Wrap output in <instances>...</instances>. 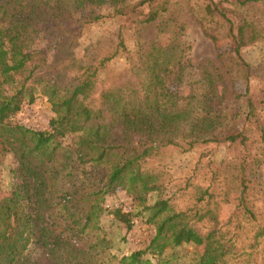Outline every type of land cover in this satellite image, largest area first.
Instances as JSON below:
<instances>
[{
    "label": "trees",
    "instance_id": "16d2710c",
    "mask_svg": "<svg viewBox=\"0 0 264 264\" xmlns=\"http://www.w3.org/2000/svg\"><path fill=\"white\" fill-rule=\"evenodd\" d=\"M180 5L205 39L228 44L244 83L236 125L220 123L207 105L193 108V96L183 99L170 88L187 64L185 46L126 47L129 32ZM45 16L66 20L67 37L103 21L115 29L89 43L66 78L50 72L47 50L35 46L41 31L50 29L42 24ZM64 42L55 41L53 51L73 66ZM257 43H264V0H0V155L12 158L15 180L7 202L0 200V264H25L30 248L47 264H172L173 257L152 263L145 254L153 246L183 244L199 249L193 264H264V189L258 184L264 168V58L251 92L240 55ZM116 56L126 60L125 72L108 70ZM211 83L207 79L210 92ZM36 98L49 106L45 129L15 118ZM220 146L228 160L212 161ZM191 152L196 163L184 179L190 194L177 207L174 192L164 194L173 184L165 162ZM117 191L125 202L105 209V197ZM150 193L155 200L147 206ZM218 203L233 208L224 224ZM103 213L126 234L133 218L145 213L144 223L153 228L148 246L111 254L99 226Z\"/></svg>",
    "mask_w": 264,
    "mask_h": 264
},
{
    "label": "rangeland",
    "instance_id": "374dc122",
    "mask_svg": "<svg viewBox=\"0 0 264 264\" xmlns=\"http://www.w3.org/2000/svg\"><path fill=\"white\" fill-rule=\"evenodd\" d=\"M65 23L66 20L45 16L42 19V24L50 29L44 28L41 31L35 41V46L47 50L46 62L51 67L50 72L68 78L73 75L75 64L77 61H81L82 53L88 44L99 37L112 33L115 24L110 21L99 22L84 31L82 35L67 37L64 32ZM54 25L55 29L53 28ZM62 39L65 41L63 51L75 59L73 66L63 59L60 51H53L54 42L62 41ZM125 43L129 50H134L136 46L146 43H156L160 46L177 43L185 46L187 64L181 74L171 82L170 88L183 99L193 96L195 102L193 108L195 109H198L199 105H207L210 113L218 114L220 123L222 122L226 126L239 123L241 118L240 96L244 91V83L240 71L236 70L229 60L228 44L226 42L213 43L205 39L183 5L170 7L157 22L142 27L134 35L129 32ZM240 55L248 66L250 91L255 92L258 88V77L261 75L260 64L264 58V43L248 46L240 51ZM107 68L114 73H122L127 68V62L122 56H116L108 63ZM207 79L212 82L211 92L208 88ZM77 102H82L80 96L77 98ZM50 116L48 104L43 99L36 98L32 104L23 105L15 118L26 127L40 130L46 128ZM207 158H204L203 161ZM196 159V153L191 152L174 154L165 162V169L173 184L170 182L166 186L164 194L168 196L174 192L173 200L177 207L186 203L190 194L189 187L184 188V179L191 175ZM210 159L215 162L227 161L228 154L225 147H218ZM13 167L14 162L9 155H0V200L4 202H7L9 191L15 182L11 173ZM227 168L229 172H234L232 162L228 163ZM259 174L258 184L261 189H264V168L260 170ZM174 183H177L178 192H176L177 188L173 187ZM256 196L258 198L259 195L256 194ZM125 197L122 192L117 191L105 197V204L125 202ZM154 200V193L148 194L145 205H151ZM217 207L218 219L221 224H224L233 209L232 205L218 203ZM144 219L145 213L137 214L132 220V228L126 234V230L121 224L113 221L107 213L102 214L99 226L111 243V254L120 256L148 246L153 236V228L146 225ZM129 234L137 240V247H131L124 241V238H127ZM198 253L199 249L191 244H183L175 248L153 246L147 250L145 257L150 259L152 263L157 259L166 261L173 257L172 264H193ZM25 264H47V262L44 261L38 249L30 248Z\"/></svg>",
    "mask_w": 264,
    "mask_h": 264
},
{
    "label": "built area",
    "instance_id": "2783aa9c",
    "mask_svg": "<svg viewBox=\"0 0 264 264\" xmlns=\"http://www.w3.org/2000/svg\"><path fill=\"white\" fill-rule=\"evenodd\" d=\"M110 206H114L115 207L116 204L115 203L113 205H111V204H105L104 205V208L105 209H108V208H110ZM126 240H127L126 242H127V244L129 246L134 247V248L138 246L137 240L135 238L131 237L130 234L127 236Z\"/></svg>",
    "mask_w": 264,
    "mask_h": 264
}]
</instances>
